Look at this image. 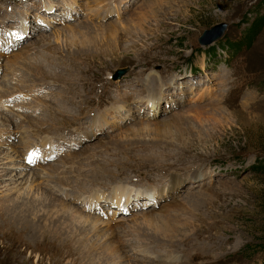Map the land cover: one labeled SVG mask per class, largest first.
I'll return each mask as SVG.
<instances>
[{
  "label": "rangeland",
  "instance_id": "obj_1",
  "mask_svg": "<svg viewBox=\"0 0 264 264\" xmlns=\"http://www.w3.org/2000/svg\"><path fill=\"white\" fill-rule=\"evenodd\" d=\"M262 18L264 0H0L1 88L18 61L0 128L24 159L48 153L28 198L0 185V264H264V20L247 32ZM119 188L169 196L114 215ZM40 193L88 223L117 216V242L42 208ZM28 200L25 221L10 219ZM144 218L182 236L156 237Z\"/></svg>",
  "mask_w": 264,
  "mask_h": 264
},
{
  "label": "bare ground",
  "instance_id": "obj_2",
  "mask_svg": "<svg viewBox=\"0 0 264 264\" xmlns=\"http://www.w3.org/2000/svg\"><path fill=\"white\" fill-rule=\"evenodd\" d=\"M75 12V10H74ZM95 14H94V18H95ZM20 23H22V21H19L17 22V24L20 25ZM22 25V24H21ZM20 25V26H21ZM39 25H37L38 27ZM35 26H32V29H34ZM21 29L23 30L24 29V26L21 27ZM29 30V29H28ZM15 35V32H11L10 34V37L13 38V36ZM11 41V40H10ZM8 43V42H7ZM3 47L4 44L2 43L1 44ZM9 47V46H8ZM10 48V47H9ZM32 49V48H31ZM5 50V49H4ZM24 51V50H23ZM3 53L0 52V56H2ZM17 59V58H16ZM18 61L14 62L12 65L10 66H6L7 68V71L9 72L10 70H12V66H14ZM8 72L5 73V79L3 80V83H4V87L5 89H10L12 88V80L10 78H8V76L10 75ZM9 84V86H8ZM8 86V87H7ZM4 88H1L0 87V111L1 112H6V111H9V115L11 116H15L11 111V109L6 106L4 107L5 105H8V103H11L10 100H13L11 99L12 95L15 96L16 98V94H13L14 92H9V91H6ZM38 89L33 93H37ZM155 97V96H154ZM153 98V97H151ZM18 99V98H17ZM6 101H7V104H6ZM129 105V103H128ZM152 106V104H151ZM121 107H124V106H120L118 107V111L121 109ZM154 107V105L152 106V108ZM155 111V110H154ZM120 112V111H119ZM8 118V117H7ZM7 118L5 117H1L0 115V120H7ZM8 121V120H7ZM37 122V121H36ZM23 128L24 132L29 129H26ZM22 130V127H19L17 132ZM104 130V129H103ZM26 133V132H25ZM70 133H73V132H70ZM22 134V132H21ZM3 135V136H2ZM14 136V138L16 137V135L14 134H11ZM0 157L2 158L3 160V163H1L0 161V178H3L4 180H2V182L0 183L1 186H7L5 185L7 182H6V178L8 177L9 179V183L10 184H16V186L13 188L15 191H19V190H22L21 192H23L22 194H24L27 198L29 196V193L34 190V181L36 180V177L35 175H37L35 171V169H38V163H40L39 161H43V160H46L47 156H48V153H46L45 151H40V150H32L30 152V155L32 157V163L29 164L27 162V159H24L22 156H23V152L25 149L29 150L27 147L28 145H26L27 148L25 147H22L19 151H16L14 149V143H13V138L7 134L3 129L0 128ZM30 138V136L28 137V139ZM27 137L26 138H23L22 139V143L25 142L26 140H28ZM41 142L45 143L43 144L42 146L46 145V144H51L50 142H48V139H42L40 140ZM52 141H56L54 139H52ZM123 141V139L120 140V142ZM30 142V141H29ZM124 142V141H123ZM30 145V144H29ZM56 144L54 143L52 145L55 146ZM47 146V145H46ZM44 146V147H46ZM3 147H8V150H9V154H7L5 151L7 150H3ZM25 148V149H24ZM2 149V150H1ZM23 150L22 154H21V151ZM47 151V150H46ZM4 152V153H3ZM8 152V151H7ZM182 153V152H181ZM25 157V156H24ZM6 162H9V163H14V164H9L6 163ZM7 167H10V170L11 171L10 173L6 174V171H8ZM51 167V166H50ZM56 168V167H55ZM34 169V171H33ZM50 169V168H49ZM51 170H54V167L51 169ZM8 171V172H9ZM47 171V169H44L42 168V170L40 171L39 173V176L45 180H47L49 182L50 180V172H45ZM180 182V181H170V186H172L173 189H175V186L176 184ZM19 185V186H18ZM18 187V189H17ZM59 187V186H58ZM1 188V187H0ZM34 188V189H33ZM53 190L56 188L55 185L53 187ZM12 189V190H13ZM117 189V188H116ZM115 189V190H116ZM168 189V188H167ZM166 188L165 189H162L163 192H161V189L159 188L157 191H156V194L155 196L158 197V196H161L160 194H163V196H161L160 198H165L167 196H169V192ZM131 190V189H130ZM42 191V190H41ZM52 191V190H51ZM60 191V190H59ZM123 192L122 193V196H120V194H111L110 196V199L109 200V204H111L112 206L111 207H114L115 211L114 212V215L118 214V213H122V212H126L128 210V207H129V204L132 205V207L134 206H146L148 204V206H152L153 204H156L158 202V199L160 198H153V200H150V201H147V200H143L142 197H138V192L140 191H133L132 193L131 192H128V189H124V188H119L118 190H116L114 193L116 192ZM153 192L152 191H149L147 192L146 190H144L142 193V196H146L144 193L148 194V195H151ZM160 193V194H159ZM46 194V193H45ZM65 194V193H64ZM22 195V196H24ZM24 196V197H25ZM96 196V195H95ZM92 197L91 199L87 198V200H90V204H89V208L87 209H92L94 207H99V205L101 204H98V201H100V199H98L97 197L95 198ZM78 196H76L77 198ZM131 197V198H130ZM76 198L74 197L72 200L76 201ZM24 199V198H23ZM40 199V200H39ZM38 198H35L34 200L36 201V203L40 204L42 208H53L55 206H57V215H61L65 218H72V221H75V219H77V221H75V223H78V224H81V225H85V227H88L89 228V234L90 233H94V231H99V230H103L102 233H101V237L100 238H104L102 239L104 243H106L107 245L108 244H114L117 242L118 240V236H117V233H120L118 232V230L120 229V227L122 226V223H124V221H119L118 217L116 216L113 217L114 219H112L113 221H104V219L100 218V217H94L92 220H89V223L83 219V213L82 212H78L77 209L73 208V207H70V206H64L62 201H59L57 200V202H59V204L51 199H49L47 196H42V194L40 193V197ZM29 201V202H28ZM26 204V202L24 203L23 201V207L24 209L20 208L19 205H14L12 207V210H18L19 211V214L20 217L17 215H15L13 218L10 217V219H13V220H18L19 221H25V216L26 214L25 211L28 212V210L32 209V201L28 200ZM78 201L80 202V199H78ZM132 201V202H131ZM18 202V201H17ZM131 202V203H130ZM89 203V202H88ZM20 204V203H19ZM110 206V205H109ZM16 207V209H15ZM15 212V211H14ZM24 212V213H22ZM101 212V211H99ZM103 213V212H101ZM152 213V212H151ZM17 214V213H16ZM28 214V213H27ZM99 214V213H98ZM113 215V213H110ZM150 216V215H149ZM153 216V215H152ZM151 217V216H150ZM74 218V219H73ZM88 218V217H86ZM160 218V217H159ZM20 219V220H19ZM140 219V218H139ZM143 219V218H142ZM145 222H144V225H146V227L148 228V230L151 232V234H154L156 235V237H163V238H172V239H176L177 238V234H182V231L180 230V228L178 229L176 226H171V225H168L166 224L165 222L161 225L158 224L157 222H154V221H150L148 222L151 218H144ZM163 219V218H162ZM70 220V219H69ZM117 220V221H116ZM165 220V219H164ZM71 221V220H70ZM81 221L83 222V224L81 223ZM17 222V223H18ZM68 222V221H67ZM114 222V223H113ZM127 222V221H126ZM137 222V221H136ZM135 222V223H136ZM146 222H148L146 224ZM160 222V221H159ZM168 222V221H167ZM88 223V224H87ZM138 223V222H137ZM143 223V222H142ZM141 223V224H142ZM25 224L26 223H19V225L21 226V228L23 227V229H25ZM40 225V224H39ZM29 228V226H28ZM27 228V229H28ZM105 228L107 230L108 233H106L105 231ZM85 230V229H84ZM120 231V230H119ZM123 231V230H122ZM34 232V231H33ZM38 232V230H37ZM129 232V231H128ZM122 234V233H121ZM38 235V234H36ZM131 235V234H130ZM126 235L122 234V237L124 238ZM182 236V235H181ZM183 236H186V234H183ZM97 238H99V235L97 236ZM171 240V239H170ZM102 242V243H103ZM124 244V243H123ZM117 245V244H116ZM114 246V245H113ZM120 248V247H119ZM107 249V248H106ZM136 250V249H135ZM109 252V251H108ZM111 252V251H110ZM143 252V251H142ZM114 256V255H113ZM119 257H115L114 256V259H118ZM120 259V258H119ZM115 262V261H114Z\"/></svg>",
  "mask_w": 264,
  "mask_h": 264
},
{
  "label": "water",
  "instance_id": "obj_3",
  "mask_svg": "<svg viewBox=\"0 0 264 264\" xmlns=\"http://www.w3.org/2000/svg\"><path fill=\"white\" fill-rule=\"evenodd\" d=\"M223 28H224V24H219V25L213 26L209 29L203 30L201 33V36L198 38V42L203 43V44L210 43L211 41H213L219 37ZM126 71H127L126 68L116 69L113 72L111 79H113V80L119 79Z\"/></svg>",
  "mask_w": 264,
  "mask_h": 264
},
{
  "label": "trees",
  "instance_id": "obj_4",
  "mask_svg": "<svg viewBox=\"0 0 264 264\" xmlns=\"http://www.w3.org/2000/svg\"><path fill=\"white\" fill-rule=\"evenodd\" d=\"M264 20V18H262L261 20H260V22H258L256 25H253L250 29H248V31L247 32H250L251 31V33H256V31L260 28V26H261V22ZM261 168H263V170H264V165L261 167Z\"/></svg>",
  "mask_w": 264,
  "mask_h": 264
},
{
  "label": "snow or ice",
  "instance_id": "obj_5",
  "mask_svg": "<svg viewBox=\"0 0 264 264\" xmlns=\"http://www.w3.org/2000/svg\"><path fill=\"white\" fill-rule=\"evenodd\" d=\"M27 162H28L29 164H31V163L33 162V161H32V157H31V155L27 157Z\"/></svg>",
  "mask_w": 264,
  "mask_h": 264
}]
</instances>
